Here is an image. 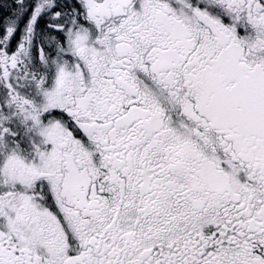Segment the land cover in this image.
<instances>
[{"label":"snow or ice","instance_id":"snow-or-ice-1","mask_svg":"<svg viewBox=\"0 0 264 264\" xmlns=\"http://www.w3.org/2000/svg\"><path fill=\"white\" fill-rule=\"evenodd\" d=\"M0 264H264V0H0Z\"/></svg>","mask_w":264,"mask_h":264}]
</instances>
